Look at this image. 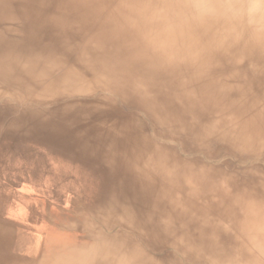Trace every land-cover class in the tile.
Wrapping results in <instances>:
<instances>
[{"label":"bare ground","instance_id":"6f19581e","mask_svg":"<svg viewBox=\"0 0 264 264\" xmlns=\"http://www.w3.org/2000/svg\"><path fill=\"white\" fill-rule=\"evenodd\" d=\"M5 130L19 215L79 198L0 264H264V0H0Z\"/></svg>","mask_w":264,"mask_h":264},{"label":"crops","instance_id":"0c3cea01","mask_svg":"<svg viewBox=\"0 0 264 264\" xmlns=\"http://www.w3.org/2000/svg\"><path fill=\"white\" fill-rule=\"evenodd\" d=\"M58 201L56 198L53 199L49 187H46V185L40 186L30 191L25 205V212L19 215L17 213L19 200L10 195H0V224L9 227L12 233L20 236L21 240H25L24 242L29 240L27 235H31L30 240L37 244V248L40 251V249H43L42 247H45V243L53 236L52 234H54L56 229L50 221L53 208L64 209L67 205ZM3 202L6 203L5 208H3ZM43 224L46 225L44 226Z\"/></svg>","mask_w":264,"mask_h":264},{"label":"rangeland","instance_id":"374dc122","mask_svg":"<svg viewBox=\"0 0 264 264\" xmlns=\"http://www.w3.org/2000/svg\"><path fill=\"white\" fill-rule=\"evenodd\" d=\"M8 133H10V132L6 131V130L5 131H0V142L4 141L6 138L9 137ZM19 136H21V135H19ZM7 168H8V166H6L4 169L3 168L0 169V189L3 188V183H4V180H5L4 177H5L6 173H7ZM30 191L28 192L27 201H28V197H29ZM0 195H3V194H0ZM8 195L17 198L15 195H12V194H8ZM52 196H53V199L56 198L57 200H59L58 202H60V203L62 202L64 204L66 203L67 205H69V204H77L78 203L77 200L79 198L77 196V194L74 192V190H72L68 195L66 193H60L58 196L56 194H52ZM27 237L29 238L28 241L19 243L17 245L19 246V249H18V251L20 250L19 253H24L26 256H30V255L33 254V252L39 251L38 250L39 248H37V244L36 243H34L33 241L30 240V238L32 237L31 235H27ZM21 246H22V248L20 249Z\"/></svg>","mask_w":264,"mask_h":264}]
</instances>
